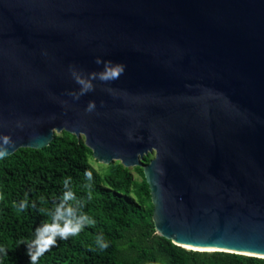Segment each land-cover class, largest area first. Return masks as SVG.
Returning <instances> with one entry per match:
<instances>
[{
	"label": "water",
	"instance_id": "obj_1",
	"mask_svg": "<svg viewBox=\"0 0 264 264\" xmlns=\"http://www.w3.org/2000/svg\"><path fill=\"white\" fill-rule=\"evenodd\" d=\"M62 130L142 168L158 236L264 259V0H0V147Z\"/></svg>",
	"mask_w": 264,
	"mask_h": 264
},
{
	"label": "trees",
	"instance_id": "obj_2",
	"mask_svg": "<svg viewBox=\"0 0 264 264\" xmlns=\"http://www.w3.org/2000/svg\"><path fill=\"white\" fill-rule=\"evenodd\" d=\"M90 157L82 138L62 130L42 148L0 158V264H264L158 236L142 168H95Z\"/></svg>",
	"mask_w": 264,
	"mask_h": 264
},
{
	"label": "clouds",
	"instance_id": "obj_3",
	"mask_svg": "<svg viewBox=\"0 0 264 264\" xmlns=\"http://www.w3.org/2000/svg\"><path fill=\"white\" fill-rule=\"evenodd\" d=\"M99 63V61H98ZM110 64V62H109ZM123 72V66H116V67H108V65H106L105 67V71L104 73L101 75V79L102 80H105V81H108V80H113V79H116L119 77L120 74H122ZM80 83H83V81H80ZM86 88L90 89V85L89 86H86ZM94 107V105H89V109L88 110H91L92 108ZM10 139L7 138V137H4L3 138V145L4 147H0V158H3L4 155L7 154V146L10 145ZM86 175H89L88 173H86ZM39 231V229L37 230ZM68 233H64V232H61L60 235L62 238H66V235ZM51 243H54V241H52ZM29 255H32V253L30 252ZM34 257H33V261H34Z\"/></svg>",
	"mask_w": 264,
	"mask_h": 264
},
{
	"label": "bare ground",
	"instance_id": "obj_4",
	"mask_svg": "<svg viewBox=\"0 0 264 264\" xmlns=\"http://www.w3.org/2000/svg\"><path fill=\"white\" fill-rule=\"evenodd\" d=\"M81 134H83V133H80V135ZM142 154H144V153H141V155ZM136 158H138V160H139V153H136ZM113 159H119V160H121V158H113ZM182 247L185 248V249H188V250H197V251H200V252H216V251H218V252H227V251H225L223 249L196 248V247H189V246H183V245H182Z\"/></svg>",
	"mask_w": 264,
	"mask_h": 264
},
{
	"label": "rangeland",
	"instance_id": "obj_5",
	"mask_svg": "<svg viewBox=\"0 0 264 264\" xmlns=\"http://www.w3.org/2000/svg\"><path fill=\"white\" fill-rule=\"evenodd\" d=\"M80 138H82L84 140V136L83 135H81ZM148 154L150 155L151 159L154 158V152L148 153ZM89 161L95 168H99L101 166V164L103 165V163L97 161L95 158H92V157L89 158ZM117 161H119V160H117ZM129 168L132 169V167H129ZM134 177L136 179H138L136 174H134Z\"/></svg>",
	"mask_w": 264,
	"mask_h": 264
},
{
	"label": "snow or ice",
	"instance_id": "obj_6",
	"mask_svg": "<svg viewBox=\"0 0 264 264\" xmlns=\"http://www.w3.org/2000/svg\"><path fill=\"white\" fill-rule=\"evenodd\" d=\"M51 241H49V243H50Z\"/></svg>",
	"mask_w": 264,
	"mask_h": 264
}]
</instances>
